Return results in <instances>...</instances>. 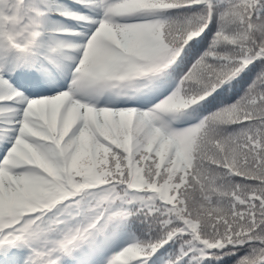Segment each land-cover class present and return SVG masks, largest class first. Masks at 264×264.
I'll list each match as a JSON object with an SVG mask.
<instances>
[{"label":"snow or ice","instance_id":"1","mask_svg":"<svg viewBox=\"0 0 264 264\" xmlns=\"http://www.w3.org/2000/svg\"><path fill=\"white\" fill-rule=\"evenodd\" d=\"M17 257L264 264V0H0Z\"/></svg>","mask_w":264,"mask_h":264},{"label":"trees","instance_id":"2","mask_svg":"<svg viewBox=\"0 0 264 264\" xmlns=\"http://www.w3.org/2000/svg\"><path fill=\"white\" fill-rule=\"evenodd\" d=\"M161 98H163V97H161ZM205 114H206V112H205ZM20 251L21 252H25V250H23V249H20ZM163 251V250H162ZM25 255H26V252H25ZM18 259H19V261L23 264V258H21V257H17Z\"/></svg>","mask_w":264,"mask_h":264}]
</instances>
